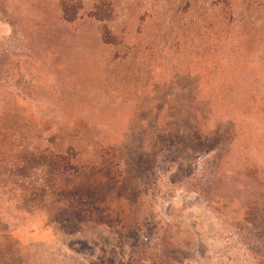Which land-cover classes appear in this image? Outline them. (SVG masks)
Instances as JSON below:
<instances>
[{"label":"rangeland","instance_id":"1","mask_svg":"<svg viewBox=\"0 0 264 264\" xmlns=\"http://www.w3.org/2000/svg\"><path fill=\"white\" fill-rule=\"evenodd\" d=\"M0 264H264V0H0Z\"/></svg>","mask_w":264,"mask_h":264},{"label":"trees","instance_id":"2","mask_svg":"<svg viewBox=\"0 0 264 264\" xmlns=\"http://www.w3.org/2000/svg\"><path fill=\"white\" fill-rule=\"evenodd\" d=\"M62 9H63V13L65 15V20L72 22L73 19H70L67 15L69 12V9L67 8V6L65 4H62ZM57 163H58L57 165L56 164L54 165V166L58 167L55 171L60 173V172H62L63 169H62V167H60L61 165H59V162H57Z\"/></svg>","mask_w":264,"mask_h":264}]
</instances>
